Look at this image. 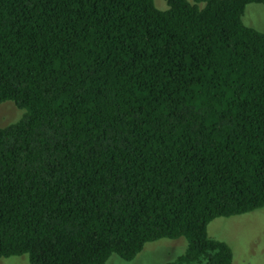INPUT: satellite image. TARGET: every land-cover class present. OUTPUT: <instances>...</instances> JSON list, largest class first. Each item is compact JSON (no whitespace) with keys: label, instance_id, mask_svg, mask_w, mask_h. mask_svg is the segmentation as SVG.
<instances>
[{"label":"trees","instance_id":"16d2710c","mask_svg":"<svg viewBox=\"0 0 264 264\" xmlns=\"http://www.w3.org/2000/svg\"><path fill=\"white\" fill-rule=\"evenodd\" d=\"M264 0H0V259L232 264L216 218L264 209Z\"/></svg>","mask_w":264,"mask_h":264},{"label":"rangeland","instance_id":"374dc122","mask_svg":"<svg viewBox=\"0 0 264 264\" xmlns=\"http://www.w3.org/2000/svg\"><path fill=\"white\" fill-rule=\"evenodd\" d=\"M159 9L165 0H154ZM243 24L264 33V4L245 7ZM22 117L12 102L0 104V128L14 124ZM210 238L225 242L232 251V264H264V209L228 218H216L207 226ZM186 249L183 239L147 243L132 261L110 256L106 264H166ZM0 264H29L27 255L0 259Z\"/></svg>","mask_w":264,"mask_h":264}]
</instances>
